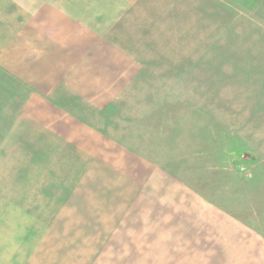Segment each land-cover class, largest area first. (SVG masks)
I'll list each match as a JSON object with an SVG mask.
<instances>
[{
  "label": "crops",
  "instance_id": "0c3cea01",
  "mask_svg": "<svg viewBox=\"0 0 264 264\" xmlns=\"http://www.w3.org/2000/svg\"><path fill=\"white\" fill-rule=\"evenodd\" d=\"M145 1L10 0L12 19L0 17V69L33 89L0 142V264H165L196 254V195L96 121L132 80L118 72L152 70L117 42L118 10ZM224 1L264 26V0ZM228 234L222 225L221 243ZM240 235V256L264 264V234Z\"/></svg>",
  "mask_w": 264,
  "mask_h": 264
},
{
  "label": "rangeland",
  "instance_id": "374dc122",
  "mask_svg": "<svg viewBox=\"0 0 264 264\" xmlns=\"http://www.w3.org/2000/svg\"><path fill=\"white\" fill-rule=\"evenodd\" d=\"M117 16L118 46L152 70L118 72L132 80L96 121L126 153L184 183L197 197L195 224H205L189 234L192 259L165 264H254L238 234H264V26L224 0H146ZM32 93L0 69V142Z\"/></svg>",
  "mask_w": 264,
  "mask_h": 264
}]
</instances>
